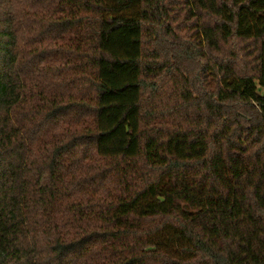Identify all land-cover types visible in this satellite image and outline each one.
<instances>
[{
    "label": "trees",
    "instance_id": "16d2710c",
    "mask_svg": "<svg viewBox=\"0 0 264 264\" xmlns=\"http://www.w3.org/2000/svg\"><path fill=\"white\" fill-rule=\"evenodd\" d=\"M0 264H264V0H0Z\"/></svg>",
    "mask_w": 264,
    "mask_h": 264
}]
</instances>
